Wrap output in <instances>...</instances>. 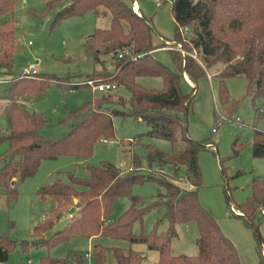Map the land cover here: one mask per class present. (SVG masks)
Masks as SVG:
<instances>
[{
  "label": "trees",
  "instance_id": "16d2710c",
  "mask_svg": "<svg viewBox=\"0 0 264 264\" xmlns=\"http://www.w3.org/2000/svg\"><path fill=\"white\" fill-rule=\"evenodd\" d=\"M168 1L175 23L172 41L181 44L185 50L183 57L177 49L167 47L166 40L157 34L149 18L133 11V4L129 6L121 0H71L54 13L52 25L87 12L110 16L108 27L95 28L83 43L85 53L92 54L101 63L100 68L83 77L79 73L58 76L38 72L24 77L13 71V55L18 46L17 20L13 16L16 0H0V79L8 81L5 89L8 101L2 110L7 127L0 128V144L7 143L0 152V196L4 195L7 201L16 199L17 185L32 176L44 159L90 156L97 140L115 137V116L133 117L148 126L145 133L130 141L136 143L147 136L171 144L170 151H165L154 143H144L146 166L142 165L139 155L133 153L126 172L110 162H103L86 166L83 178L68 172L65 179L57 176L52 183L41 186L39 195L53 200L55 207L31 229V239L22 241L23 248L51 247L71 236L97 235L143 243L148 249L158 251L155 264H240L232 241L199 203L197 154L211 142L190 138L186 115L198 79L215 66H220V70L212 79L217 84L218 100L226 116H232L238 104L226 86L230 77L242 75L247 79V95L252 105L256 99L264 98V0ZM52 2H48V8L55 6ZM182 30H189V36H181ZM159 48L170 51L176 71L153 57L152 52ZM190 51H195L199 60ZM102 55L109 56L111 69L100 59ZM184 73L193 84L187 92L182 90L181 84ZM142 76L160 78L162 87L142 85L138 81ZM87 80L112 82L116 88L112 92L99 91L78 108L68 110L59 120L63 127L60 136L43 135L41 129L48 124L47 118L40 112L28 110L23 102L40 97L50 83L72 90L88 85ZM119 87L125 89L128 96L117 94ZM249 143L254 157H264L263 131L255 130ZM243 144L235 140L232 155L237 154ZM146 181L155 182L159 187L153 196L132 192L134 184ZM249 189L245 202L236 206L240 212L236 216L253 229L259 243V264H264L260 253L264 240L254 223L256 213L264 207V177H253ZM117 198H126L129 204L120 215L110 219ZM71 202L74 212H69L72 215L67 217L62 229L53 230L55 221L69 211ZM151 210L161 213L150 230L134 232L133 225L142 222ZM189 221L197 226V254L172 255L170 241L177 234L175 226ZM47 232L51 233L45 238ZM15 242L7 233H0V263L7 260ZM89 255L95 264H105V247L100 244H95L90 254L76 252L69 259L44 255L39 264H82ZM112 255L116 264H141L145 258L120 247H113Z\"/></svg>",
  "mask_w": 264,
  "mask_h": 264
},
{
  "label": "rangeland",
  "instance_id": "374dc122",
  "mask_svg": "<svg viewBox=\"0 0 264 264\" xmlns=\"http://www.w3.org/2000/svg\"><path fill=\"white\" fill-rule=\"evenodd\" d=\"M49 1H53V8H48ZM71 0H16L13 16L17 20L16 35L17 50L13 55V71L20 72L29 64H35L41 75L80 74L82 77L100 68L92 54H86L83 48L85 37L95 28H105L109 25V14L95 16L87 12L80 16H71L52 25L54 13L70 3ZM129 6L138 3L142 14L149 18L157 32L166 41L167 47L177 49L183 57L185 50L180 43L172 41L174 19L170 10V3L166 0H121ZM159 5H156V3ZM133 9V7H132ZM138 11V7L134 8ZM134 11V10H133ZM188 37L189 30H182ZM155 39L156 36H155ZM158 40V39H157ZM197 60L195 51L189 52ZM153 57L169 68L176 71V65L171 59L167 48L156 49ZM109 56H100L104 65L111 69ZM222 67V66H221ZM220 70V66L207 69V75L197 81L195 94L186 115L187 132L196 141H210L206 148L197 154L200 169V186L197 189L199 203L216 219L221 231L234 244L240 264H259L256 235L253 229L243 223L236 210L237 204L245 202L250 193L249 183L253 177H264V157H254L249 142L255 130L264 132V98H258L252 105L247 95V79L240 75L226 80V86L231 97L238 104L232 116L225 114V109L218 100V89L212 75ZM187 78V77H185ZM138 81L150 88L159 89L162 81L158 77L142 76ZM186 81V82H185ZM182 81V90L187 92L191 86L186 79ZM8 81L0 80V103L7 100L6 87ZM117 94L126 97L128 92L119 87ZM100 92L91 85H84L68 90L50 83L40 97L23 102L30 111L42 113L48 124L41 129L43 135L60 136L63 127L59 124L68 110L78 108L83 102ZM115 137L97 140L92 154L88 157L59 156L44 159L37 171L25 178L17 185L18 196L7 201L0 196V233H7L15 239V246L9 253L4 264H39L40 257L47 255L55 258H71L74 253L84 255L91 253L95 244L105 247V264H116L112 255L113 247H120L123 251L131 250L140 253L145 258L141 264H155L158 251L148 249L143 243H128L122 239H111L106 236H71L65 242L51 247L45 245L22 247V241L31 239V229L42 220L54 207L53 200L42 199L38 189L52 183L57 176L66 178L68 172L76 177L86 176V166H96L103 162L114 164L121 172L129 170L133 153L139 155L142 165L146 166V150L144 143H154L165 151H170L171 144L167 140L143 136L141 141H130L135 136L148 130L143 122L127 117L113 118ZM7 127V120L0 112V128ZM235 140L243 142L237 154L232 155ZM131 142V144H129ZM7 143L0 144V152L5 150ZM179 184L182 182L177 181ZM159 187L155 182L146 181L134 184L132 192L142 196H153ZM76 198L73 199V203ZM73 203L69 204V211L64 212L55 221L53 230H60L67 222L69 212H74ZM126 198H117L113 202L110 219L116 218L128 206ZM231 206V207H230ZM232 207L235 211L232 210ZM161 211L151 210L144 215L142 222L133 225V231L148 232L153 221L160 216ZM254 223L259 236L264 240V215L260 210L256 213ZM176 236L170 241L172 255L197 254L195 238L197 226L194 221L179 223L175 226ZM47 232L45 238L50 235ZM260 253L264 257V245L260 246ZM74 264V263H73ZM82 264H95L90 255Z\"/></svg>",
  "mask_w": 264,
  "mask_h": 264
},
{
  "label": "built area",
  "instance_id": "2783aa9c",
  "mask_svg": "<svg viewBox=\"0 0 264 264\" xmlns=\"http://www.w3.org/2000/svg\"><path fill=\"white\" fill-rule=\"evenodd\" d=\"M156 5H159V3L157 2ZM121 56V54L119 55ZM38 72L36 65L35 64H29L26 67H24L20 73L22 76L24 77H32L34 76L36 73ZM86 83L88 85L93 86V88L97 91H102V92H112L115 90L116 85L112 82H104V81H100L98 83H95L94 80H87ZM233 210V209H232ZM260 212L261 214L264 215V207L260 208ZM72 214L69 213L68 217H70ZM0 264H4V263H0Z\"/></svg>",
  "mask_w": 264,
  "mask_h": 264
},
{
  "label": "crops",
  "instance_id": "0c3cea01",
  "mask_svg": "<svg viewBox=\"0 0 264 264\" xmlns=\"http://www.w3.org/2000/svg\"><path fill=\"white\" fill-rule=\"evenodd\" d=\"M135 6L138 7V11H135V9H134ZM132 7H133V10H134L135 13L140 14L141 11H140V6H139L138 3H134ZM159 49H161V48H159ZM154 51H155V50H154ZM25 67H26V66H25ZM22 69H23V68H22ZM185 77H187V75L184 73V74H183V80H184V81H185ZM187 78H188V77H187ZM0 80H3V79H0ZM189 81H190V80H189ZM185 82H186V81H185ZM190 82H191V81H190ZM189 86L192 87L193 84L191 83V85H189ZM7 101H8V99H7V100L4 99V100H2V102L0 103V112H2V110H3V108H4V105H5V103H6ZM232 209H233V211H235V209H234L233 207H232ZM238 214H240V212H238Z\"/></svg>",
  "mask_w": 264,
  "mask_h": 264
},
{
  "label": "bare ground",
  "instance_id": "6f19581e",
  "mask_svg": "<svg viewBox=\"0 0 264 264\" xmlns=\"http://www.w3.org/2000/svg\"><path fill=\"white\" fill-rule=\"evenodd\" d=\"M136 8H137V6H135ZM189 83H191L190 81H189V79L188 78H185Z\"/></svg>",
  "mask_w": 264,
  "mask_h": 264
}]
</instances>
